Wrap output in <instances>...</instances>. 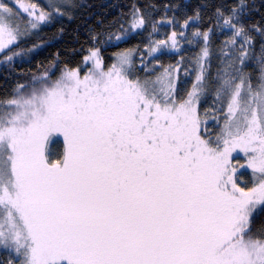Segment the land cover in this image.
<instances>
[{
  "label": "snow or ice",
  "instance_id": "snow-or-ice-1",
  "mask_svg": "<svg viewBox=\"0 0 264 264\" xmlns=\"http://www.w3.org/2000/svg\"><path fill=\"white\" fill-rule=\"evenodd\" d=\"M237 2L216 11V26L230 36L215 75L214 29L192 39L173 31L146 48L150 59L139 67L131 50L106 65L97 48L83 75L69 68L0 99V250L8 264H264V226L253 228L264 213V43L258 58L250 55L257 29L245 28ZM69 6L51 5L57 13ZM51 18L35 4L0 0V58L19 56L29 29ZM148 24L133 11L130 30ZM180 39L202 43L183 95L174 76L182 61L159 74L152 64ZM252 59L255 84L245 71ZM208 92L219 102L215 133L199 112ZM53 135L64 142L55 161L45 151ZM234 152L245 163L234 164ZM240 169L249 176L243 187Z\"/></svg>",
  "mask_w": 264,
  "mask_h": 264
},
{
  "label": "trees",
  "instance_id": "trees-1",
  "mask_svg": "<svg viewBox=\"0 0 264 264\" xmlns=\"http://www.w3.org/2000/svg\"><path fill=\"white\" fill-rule=\"evenodd\" d=\"M8 6L15 4L16 0H3ZM24 3H32L37 9L52 13V18L38 26L37 29H29V34L24 37L15 51L22 53L21 57L10 62H4L0 58V99L8 98L18 85H26L31 88V82L45 73L50 78H55L62 71L69 68H80L81 74L87 71L84 58L90 54V50L100 49V54L106 65H111L113 57L121 52L133 51L134 61L137 67L141 64V57L147 61L150 57L144 55L146 48L153 42L167 40L171 32L184 31L185 35L192 39L191 33L199 29L205 31L212 27L215 35L212 37L213 56L212 72L215 75V65L219 63L215 59L220 53L222 42L229 38L230 33H221L216 26L217 9L228 10L238 8L237 0H22ZM54 3H67V9L61 8L57 13L51 7ZM244 5L241 20L246 29L256 28L257 31L249 32L253 39L254 48L250 55L260 56V48L264 43V0H241ZM139 9L149 24L146 29L130 30L131 16L134 10ZM197 14L199 17L197 18ZM190 20V26L183 29L185 20ZM173 21L168 24L167 21ZM164 21L163 23H159ZM156 22L157 30L152 31L151 24ZM121 39L117 40L116 37ZM95 37V39H94ZM202 43L195 40L191 44L185 40H179L178 50L166 49L162 54L157 53V60H152L156 65V74L164 72L169 67H176L178 62L180 71L178 75V88L181 95L191 90L195 79V58L200 52ZM149 64V67H152ZM258 60L252 59L247 73L253 75V83L258 75ZM188 69L190 75L185 76L184 70ZM176 74V73H175ZM143 76L144 73H138ZM219 102L214 92H208L202 96L199 112L202 120H208V128L212 133L218 129L213 117L219 118L216 111ZM207 113V115H205ZM222 121V120H221ZM46 155L55 161L62 157L64 142L60 137L53 136L45 145ZM237 159H233L235 164ZM241 170L237 173L238 183L244 186L249 179L247 174L241 176ZM264 226V213H260L253 221V228L259 230ZM10 259L6 251L0 250V264H8Z\"/></svg>",
  "mask_w": 264,
  "mask_h": 264
},
{
  "label": "rangeland",
  "instance_id": "rangeland-1",
  "mask_svg": "<svg viewBox=\"0 0 264 264\" xmlns=\"http://www.w3.org/2000/svg\"><path fill=\"white\" fill-rule=\"evenodd\" d=\"M46 1L50 3L51 0H46ZM21 54H22V53H20L19 56H15V57L13 58V60H15V58H19V57H21ZM113 60H114V61H113L112 63L115 62L114 57H113ZM90 66H91V62H89V64H88V67H90ZM85 72H86V71H85ZM82 75H83V74H82ZM176 75H177V74L174 73V76H176ZM46 76H47V77H50V76H49V73H45V74H43V75H41V76H39V77H36V79H34V80L31 82L32 86L34 85V82H35V81H37V80H39V79H41V78H44V77H46ZM59 76H60V74H59ZM59 76H57V77H59ZM55 78H56V77H55ZM55 78H53V79H55ZM29 89H30V88H29ZM221 123H222V121H221ZM209 131H210V129H209ZM211 131H212V130H211ZM211 131H210V132H211ZM53 136L60 137V138L63 140V137L60 136V135H53ZM53 136H52V137H53ZM233 157H234V158H236V157H240V158H242V162H241V164L245 163L243 153H240V152H234V153H233ZM235 164H236V163H235ZM241 170H243V169H240L239 171H241ZM239 171H238V172H239Z\"/></svg>",
  "mask_w": 264,
  "mask_h": 264
}]
</instances>
